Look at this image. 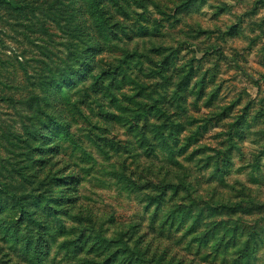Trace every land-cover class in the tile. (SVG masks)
<instances>
[{
  "label": "rangeland",
  "instance_id": "rangeland-1",
  "mask_svg": "<svg viewBox=\"0 0 264 264\" xmlns=\"http://www.w3.org/2000/svg\"><path fill=\"white\" fill-rule=\"evenodd\" d=\"M0 264H264V0H0Z\"/></svg>",
  "mask_w": 264,
  "mask_h": 264
}]
</instances>
